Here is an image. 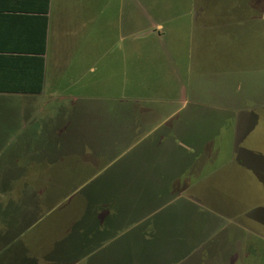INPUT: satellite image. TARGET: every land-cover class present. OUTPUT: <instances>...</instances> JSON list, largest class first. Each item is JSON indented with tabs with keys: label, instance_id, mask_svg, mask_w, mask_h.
<instances>
[{
	"label": "rangeland",
	"instance_id": "1",
	"mask_svg": "<svg viewBox=\"0 0 264 264\" xmlns=\"http://www.w3.org/2000/svg\"><path fill=\"white\" fill-rule=\"evenodd\" d=\"M125 4L123 7L124 0H115L110 22L105 26L109 32L101 27L98 80L89 81L94 85L84 91V94H91L90 98L99 106L41 112L44 117L40 115L38 122L28 123L22 120L16 103L0 100V183L1 188L6 189H0V205L5 208L10 202L14 203L10 212L13 218L15 212L16 222L13 218L7 220L5 228L10 229L8 239L21 235L20 244L23 243L2 253L0 264H28L23 256L28 251L38 264H48L47 261L58 258L56 252L49 249L63 232L64 224L70 219L66 232L72 221L81 216L84 210L81 201L85 200L80 196L81 187L96 178L92 175L98 168L93 165L96 159L86 147L109 148L111 154L121 148L110 140L123 136L127 126L123 117L113 119L108 107L112 110L116 106L119 109L126 107L129 113L132 106L144 125L146 122L164 124L165 128L172 122L180 125L182 133L201 147L204 156L212 147L211 141L223 143L227 149L218 162L221 175L212 179V193H206V197L216 204V208L232 213L246 212L256 201L257 205L264 203V188L250 176L255 172L264 176V108L258 110L260 119L254 124L250 116L247 119L240 117L242 130L243 127L248 129L241 144L257 153L247 156L251 167H244L227 157L233 139L231 125L235 119L230 117V112L212 105L219 104L221 97L206 92V89L235 91V100L250 107L264 102V17L261 18L264 0H131L130 9L129 0H125ZM232 9L238 14H250L249 21L238 25L217 22L205 27L202 11L208 18L220 21L221 14ZM158 23L164 25L163 30L157 27ZM129 25L130 37L126 30ZM119 27H124V32H119ZM122 36L126 39L121 41ZM210 71L230 73L234 80L229 82V87L226 86L228 79L220 80L221 85L213 82L210 86L208 83L194 102L181 105L183 89H196L200 79ZM237 84L241 88L236 91ZM189 98L190 92L188 101ZM228 103L232 104L225 101ZM175 113L178 116L173 119ZM127 124L130 125L129 119ZM212 137H216L215 140H210ZM83 154H87V158ZM198 158L193 157L194 160ZM101 177L97 185L107 178ZM116 178L118 184V176ZM226 179L228 182L224 184ZM88 190V194L93 192L92 187ZM196 209L192 201L180 200L156 219L153 217L136 226L124 239L100 250L94 261L96 264H130V261L137 263L140 259L143 264H161L182 258L189 252V245L184 244L183 238L187 231L185 222H190ZM207 215L213 220L220 217L213 211ZM258 215L264 218V211ZM228 223L225 230H233L235 225ZM238 241L237 255L222 257V260L218 257L220 261L215 258L207 264H264V252L258 257L246 254L247 245ZM260 244L264 248V242L260 241ZM175 253L177 257L172 256ZM184 258L185 264L205 260L203 255ZM91 260L90 257L81 264H90Z\"/></svg>",
	"mask_w": 264,
	"mask_h": 264
},
{
	"label": "crops",
	"instance_id": "2",
	"mask_svg": "<svg viewBox=\"0 0 264 264\" xmlns=\"http://www.w3.org/2000/svg\"><path fill=\"white\" fill-rule=\"evenodd\" d=\"M114 1L0 0V100L6 99L16 103L20 108L22 120L28 123L38 122L41 119L39 116H42L41 112L59 111V109L60 111L79 110L81 107L96 106L95 100L90 98L91 94H84V91L94 85L89 81L98 80L101 27L103 31L109 32V28L105 26L110 22L109 16ZM125 5L124 0L123 7ZM130 5L131 0L128 9ZM202 13L205 16V27L214 26L217 22L220 25L243 24L248 22L250 17V14L245 12L238 14L232 9L221 14L222 19L216 21L208 18V14H204V11ZM262 17L264 13L261 14ZM124 25L126 26V23ZM157 27L163 30L164 25L158 23ZM121 30L124 32V27H119L118 31ZM126 30L130 37V25ZM122 39L125 40L126 37L122 36L121 41ZM112 47L114 49V45ZM209 73L204 79H200L196 89L190 91L187 88L183 89L184 98H181V105L184 102V105L188 106L194 102L199 92L205 91L208 83L210 86L213 82L221 85L220 80L228 79L226 86L229 87V82L234 80V77H230L232 76L230 73L224 74L219 71ZM201 84L205 86L200 87ZM235 88L237 91L241 87L237 84ZM206 90L209 95L215 94L214 96L221 97L219 104L212 105L230 112V117L235 119L231 125L233 139L230 143L228 159L236 164L239 162L243 166L251 167L246 158L249 154L255 156L257 153L241 144L248 129L243 127L242 130L240 117L247 119L250 116L253 124L258 122L260 119L258 110L264 108V102L259 101L255 106L250 107L243 101L235 100V96L237 97V94L233 93L235 91ZM189 92L191 99L189 98L188 101ZM225 101H230L232 104H225ZM108 108L110 116L112 115L111 117L116 120L123 117V123L127 127L123 136L111 137L110 143L121 146L116 154H111L109 148L100 150L91 149V146L86 147V151L89 150L94 160L96 159L94 168L95 165L98 166L96 171L92 172L93 177H96L91 181L92 195L93 198L95 197L92 203L101 210L106 207L102 218L99 212L93 214L90 223L95 224L97 229L103 223L107 227V231L102 235L99 232L92 233L93 239L98 240L102 237L107 239V243L91 254L90 264H96L94 258L98 257L100 250L124 239L133 228L143 225L153 217L156 219L162 211L182 199L192 201L197 207L191 214L190 222H185L187 231L183 233L184 244L189 245V252L182 258L168 262L185 264L184 257L194 255H203L205 258L199 260L198 264H207L215 258L220 261L218 257L222 260L237 255L238 240H241L243 245H247L246 254L258 257L264 252L260 244V241L264 242V218L258 215L261 210L264 211V203L262 205H257V201L252 203L253 206L246 211L247 213L242 211L232 213L216 208V204L205 195L212 193L211 185L214 183L212 179L221 175L218 162L226 155L224 151L227 149L222 146L223 143L216 144L215 141H211L212 147L204 156L201 147L195 145L190 137L182 133L180 125H175L173 122L168 128L159 123L146 122L144 125L132 106L129 113L126 107L119 109L116 106L113 110ZM177 116L178 113H175L172 118ZM128 119L130 125L127 124ZM64 129L65 127L61 131ZM215 138L212 137L210 140ZM86 155L83 154V157L87 158ZM194 156L199 158L194 160ZM252 170L254 171L253 167ZM255 173L250 175L251 179H254L259 187L264 188V176ZM115 175L118 176V184ZM101 176L107 178L97 185ZM226 180L224 184L228 182V179ZM202 187L206 189L202 190ZM83 188L85 184L81 187ZM84 204L85 201H81L83 212L86 207ZM210 211L220 217L215 220L207 217ZM83 212L72 221L66 232L65 227L70 219L64 224L63 232L56 237L57 241L49 249L50 252L60 255L58 262L64 261L65 264H69L68 262L71 261L68 260L69 257L83 255V248L73 247V243H78L77 241L83 236L82 232L73 233L74 227L82 220ZM227 221L235 225L233 230H225ZM172 256L177 257L176 253ZM26 257L29 264L31 257L34 256L28 251ZM90 257L76 261L74 264H81ZM55 261L56 259L49 260L47 263L55 264ZM138 261L137 263L130 261V264H143L140 263V259Z\"/></svg>",
	"mask_w": 264,
	"mask_h": 264
},
{
	"label": "trees",
	"instance_id": "3",
	"mask_svg": "<svg viewBox=\"0 0 264 264\" xmlns=\"http://www.w3.org/2000/svg\"><path fill=\"white\" fill-rule=\"evenodd\" d=\"M0 175H1V173H0ZM0 181H1V179H0ZM1 187L2 186L0 183V189L2 191L6 190V189H3ZM91 187H92V183L90 182L80 192V194H81L80 196L85 199L84 201H85L86 207H85V211L83 212L81 222L78 225H76L73 229V233L74 232H82L83 233L82 238H80V240L77 241L78 243H73L74 248H80V247L83 248V255L82 256L73 255L72 257H69L68 260H71L68 262L69 264H74L76 261L90 257L91 254L95 250H97L98 248H102L107 243V239H103L102 237H100L98 240L92 238L93 232H99V234L101 233V235H102V233H105L107 231V229H106L107 227L103 223L97 229L95 224L90 223V220H91L90 218L93 214L96 215V213L99 212V214L102 218V215L104 212L103 210L106 211V207L103 208V210H101L99 207H95L96 206L95 203H92V201L95 197L93 198L92 191L90 194H88V191H89L88 189H90ZM24 194H25V191H24ZM102 197L105 198L106 196H102ZM20 200H22V198ZM86 200H88V201L86 202ZM13 204H14L13 202H10V204L5 208H2L1 207L2 205H0V240L2 237H4L2 239L4 242H2L3 244H2V246H0V256L2 255V253L9 251L11 248H13V245H17V246L23 245V244H20V236L21 235H18V236L11 238V239H8L7 235L9 234L8 232L10 229L5 228V226L8 225L6 223V221L13 218L12 213L10 212V207ZM14 218H15V212H14ZM14 218H13V220L16 222V220ZM6 241H7V243H6ZM23 256H24V260L27 261L26 253H23ZM58 260H60V255H58V258L56 259L55 262H58ZM31 262H34L35 264L39 263L35 257H31Z\"/></svg>",
	"mask_w": 264,
	"mask_h": 264
}]
</instances>
